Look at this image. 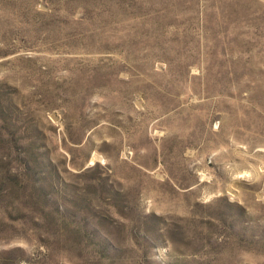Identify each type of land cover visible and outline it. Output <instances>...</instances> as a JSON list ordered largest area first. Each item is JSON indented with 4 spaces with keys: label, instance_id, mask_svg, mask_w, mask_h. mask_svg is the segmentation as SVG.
Returning <instances> with one entry per match:
<instances>
[{
    "label": "rangeland",
    "instance_id": "obj_1",
    "mask_svg": "<svg viewBox=\"0 0 264 264\" xmlns=\"http://www.w3.org/2000/svg\"><path fill=\"white\" fill-rule=\"evenodd\" d=\"M0 264H264V0H0Z\"/></svg>",
    "mask_w": 264,
    "mask_h": 264
},
{
    "label": "trees",
    "instance_id": "obj_2",
    "mask_svg": "<svg viewBox=\"0 0 264 264\" xmlns=\"http://www.w3.org/2000/svg\"><path fill=\"white\" fill-rule=\"evenodd\" d=\"M31 157L35 160V163L37 164H41L42 162H40L39 161V159H38V157H37V155L35 154V153H31ZM37 164V165H38ZM38 166H40V165H38ZM27 168L29 169V170H31V169H33L34 168V166L33 165H27ZM34 187L37 189V192H39L38 191V185H37V183H36V181H35V179H34ZM41 195V194H40ZM48 198V197H47Z\"/></svg>",
    "mask_w": 264,
    "mask_h": 264
}]
</instances>
